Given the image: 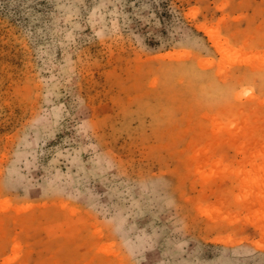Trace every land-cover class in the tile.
Masks as SVG:
<instances>
[{
  "label": "rangeland",
  "instance_id": "rangeland-1",
  "mask_svg": "<svg viewBox=\"0 0 264 264\" xmlns=\"http://www.w3.org/2000/svg\"><path fill=\"white\" fill-rule=\"evenodd\" d=\"M0 264H264V0H0Z\"/></svg>",
  "mask_w": 264,
  "mask_h": 264
}]
</instances>
